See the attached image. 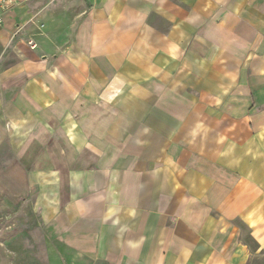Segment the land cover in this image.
Masks as SVG:
<instances>
[{"label":"crops","instance_id":"crops-1","mask_svg":"<svg viewBox=\"0 0 264 264\" xmlns=\"http://www.w3.org/2000/svg\"><path fill=\"white\" fill-rule=\"evenodd\" d=\"M6 5L0 141L44 264H264V0Z\"/></svg>","mask_w":264,"mask_h":264},{"label":"rangeland","instance_id":"rangeland-1","mask_svg":"<svg viewBox=\"0 0 264 264\" xmlns=\"http://www.w3.org/2000/svg\"><path fill=\"white\" fill-rule=\"evenodd\" d=\"M8 8L9 5L0 6V16ZM1 56L5 65L14 61L10 52H5L0 47V58ZM4 128L0 114V131ZM11 161L9 143L2 140L0 141V264H44L43 232L39 215L33 209L35 187L31 183H17L11 180L10 174L13 168Z\"/></svg>","mask_w":264,"mask_h":264}]
</instances>
